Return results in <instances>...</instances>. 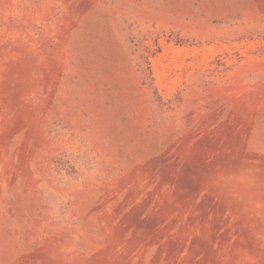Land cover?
<instances>
[{"label":"rangeland","instance_id":"374dc122","mask_svg":"<svg viewBox=\"0 0 264 264\" xmlns=\"http://www.w3.org/2000/svg\"><path fill=\"white\" fill-rule=\"evenodd\" d=\"M0 264H264V0H0Z\"/></svg>","mask_w":264,"mask_h":264}]
</instances>
